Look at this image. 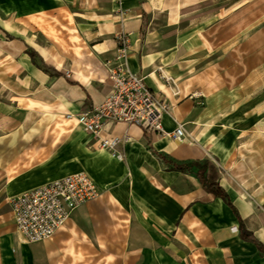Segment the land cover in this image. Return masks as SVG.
<instances>
[{
    "label": "crops",
    "instance_id": "0c3cea01",
    "mask_svg": "<svg viewBox=\"0 0 264 264\" xmlns=\"http://www.w3.org/2000/svg\"><path fill=\"white\" fill-rule=\"evenodd\" d=\"M57 31L71 47L60 57ZM121 31L129 69L169 104L163 129L181 124L183 140L118 122L101 132L127 138L118 159L65 117L72 127L60 144L31 164L23 140L1 144L13 154L1 161L0 264H264L233 210L192 172L167 168L145 137L169 160L211 159L244 227L264 244V5L250 13V0H0V73L16 77L15 93L35 104L86 110L109 91L105 62ZM78 170L101 195L75 207L51 237L25 241L9 198Z\"/></svg>",
    "mask_w": 264,
    "mask_h": 264
},
{
    "label": "built area",
    "instance_id": "2783aa9c",
    "mask_svg": "<svg viewBox=\"0 0 264 264\" xmlns=\"http://www.w3.org/2000/svg\"><path fill=\"white\" fill-rule=\"evenodd\" d=\"M129 44L128 34L119 32L115 53L105 62L110 88L103 99L91 108L66 114V118L74 119L84 132L96 138L99 148L118 159H123L118 145L127 138L101 136L106 126L118 122L137 125L146 133L184 138L181 124L171 132L163 129L162 115L170 109L169 104L148 87L144 75L129 69ZM101 192L87 172L78 170L14 195L8 202L23 239L39 242L63 226L75 207L99 197Z\"/></svg>",
    "mask_w": 264,
    "mask_h": 264
},
{
    "label": "rangeland",
    "instance_id": "374dc122",
    "mask_svg": "<svg viewBox=\"0 0 264 264\" xmlns=\"http://www.w3.org/2000/svg\"><path fill=\"white\" fill-rule=\"evenodd\" d=\"M259 5H264V0H250V13L259 10ZM60 23V21H59ZM60 27V26H59ZM253 27V26H252ZM55 38L56 54L60 57L61 52H65L67 43L61 31L53 33ZM74 52L75 56L81 58V42L77 33H74ZM38 66L44 68L43 64L37 63ZM1 84L4 81L5 85ZM31 88V87H30ZM15 91H18V83L16 77L11 79L5 78V74L0 73V146L9 142L12 146L17 144L18 139L23 140L25 146L21 149L25 156L27 164L34 162L35 156L45 155V147L50 142L60 144L65 132L72 127L64 120L65 110L58 105H39L33 103L28 97H19ZM30 92L34 89H29ZM22 131L24 137L18 138V131ZM8 139V141H7ZM41 150V152H40ZM10 151H2L0 148V179L2 173V159L7 158ZM1 185V182H0Z\"/></svg>",
    "mask_w": 264,
    "mask_h": 264
},
{
    "label": "trees",
    "instance_id": "16d2710c",
    "mask_svg": "<svg viewBox=\"0 0 264 264\" xmlns=\"http://www.w3.org/2000/svg\"><path fill=\"white\" fill-rule=\"evenodd\" d=\"M28 55L30 56L32 62L35 63V58L37 56V52L34 49L28 50ZM38 66V65H37ZM51 74L59 75L60 73L53 67V66H44ZM43 68V69H44ZM147 146L149 150L161 160L168 162L167 168L172 170H177L180 172H192L195 177L198 179L201 187L206 190L207 192L211 193L215 197H220L236 214L239 220V230H240V237L244 240H248L253 242L259 252L264 256V244H262L259 240H257L253 234L248 231L240 218L237 214V211L233 204L230 201L229 195L226 190L219 184L218 178L220 175V168L209 158L204 157L202 159H195V160H188V161H175L169 160L168 156L164 153H161L153 148L151 145L149 137L145 134Z\"/></svg>",
    "mask_w": 264,
    "mask_h": 264
},
{
    "label": "bare ground",
    "instance_id": "6f19581e",
    "mask_svg": "<svg viewBox=\"0 0 264 264\" xmlns=\"http://www.w3.org/2000/svg\"><path fill=\"white\" fill-rule=\"evenodd\" d=\"M74 77H75V78H80V74H79V73H75V74H74Z\"/></svg>",
    "mask_w": 264,
    "mask_h": 264
}]
</instances>
